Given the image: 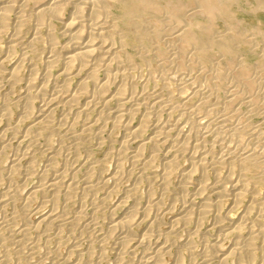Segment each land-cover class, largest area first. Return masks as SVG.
<instances>
[{
  "label": "bare ground",
  "instance_id": "1",
  "mask_svg": "<svg viewBox=\"0 0 264 264\" xmlns=\"http://www.w3.org/2000/svg\"><path fill=\"white\" fill-rule=\"evenodd\" d=\"M238 12H244L246 15L248 14L254 17L264 16V0H0V36L3 33L11 32L8 48L9 51H12V49L15 50L16 45L25 42L29 48H35L38 44L45 43L43 42L44 38L42 37V34L45 32L49 42V57H46L47 61L45 63L44 81L41 86L37 84L40 77L37 75L38 70L36 71L37 65L35 64V70L32 69L33 67L31 68V77L26 85L27 92L24 96L22 115L17 119V124L12 127L10 126L11 128L8 127V129L10 128L9 133H11L14 138H19L20 145H23L29 136H32L33 139L39 135L40 133L38 130L40 128L45 129L49 127L52 120L51 117L54 114L53 112L57 108L61 107L63 109H68L76 104L79 99L84 98L86 102L85 108L83 107L84 113L88 114L94 111L98 105L100 106L97 108L98 119H96V122L92 123L91 121L88 122L86 120L87 122L82 130L91 132L90 130L92 129H99L95 128L98 122L102 121V123L105 124L108 123L107 121L113 120L114 126H122L128 132L127 139L124 141L123 148L121 149L127 150L129 145L133 143L136 144L137 149L131 152L130 155L132 161L140 159L142 153H144L143 151H145L144 147L150 146L153 148H151L153 150V153L151 152L152 156L144 161L149 166L152 159H155L151 157H155L156 152L159 151H155L159 143L168 144L172 148L171 152H176L174 158L169 157L168 154L164 158L166 169L162 177L163 186H166L168 181L171 180H169V176H171L170 169L176 165V160L179 158V154L181 155L182 153L188 152L189 160L192 163L191 169L188 171H185V169V172H180V177L183 178V184L181 185L182 190L188 186V183L193 182L196 172L200 171L202 172V177L205 176V170L208 169V164H212L214 167L211 166L215 169V166L217 165H224V169L225 167H228L229 171L223 176V178L217 175V181L213 186H209L210 184L207 185L205 180H201L196 190H194V194H192V200L186 195L180 197L184 204L182 209L183 212L177 216L174 220V224L187 223L191 220L193 214H197V226L200 227L199 222L210 213H214L215 222L213 224L216 228L221 230V233L218 235L214 243H209V246H207L205 261H211L210 258L213 256L214 259H218V264L229 263L232 259L238 264H264V194L259 192L257 186L250 185L251 182L248 180V176L245 172V170H249L251 167L261 166L258 162L252 161L254 154L249 152H237L236 149L233 150L232 148H229L230 151H228L226 155L222 154L223 157L220 158L219 156V159L214 162L212 161L215 159L212 158L213 160L211 159L212 161L209 163L210 161L208 162L206 158L208 153L206 154L203 152L204 150H199V148L203 146V144L201 146V143L199 142L201 137L199 140H193L191 134L192 130L190 131V128H187L188 124L187 122L185 124L182 118L179 120H172V124H169L168 120L167 122H162L160 121L161 118H159V121L157 120L155 123L150 124L149 115L159 114L158 112L161 111V108L163 110L167 104L164 105L163 103V108L161 107V103L156 97H154L155 95L151 97L145 93L139 94V91L137 93L136 88L138 82L134 80L131 72L140 69V64L139 62H134L135 64H138V67L135 68L133 63L134 58L128 53L127 49L128 44H136V46H138L137 48H139L137 52L139 53L138 56L141 60L146 61L151 67L155 66L152 63L154 55L157 56L158 54L161 56L169 53L171 55L168 56L171 58L172 64L173 62L177 63L176 65L178 66L176 67L178 68H189L195 66L197 63L198 65L201 64L205 67L204 65L209 64L211 61V49L228 53L226 49L233 50L237 43L248 42L243 29H241V21L236 19ZM26 16H28L30 21H34V24L31 22L34 25V29L30 39L27 40L28 42L24 41L25 33H27L25 27L28 26L26 25L28 22ZM217 18L223 19L230 24L231 34L227 33L228 36H226L220 35V33L219 36H217V33L215 32L217 28ZM56 22L62 24L59 36L66 40L61 48L60 46L57 47L58 41L55 40V34L53 31ZM257 31L260 32L258 29ZM254 36L256 35L254 34ZM252 38L254 39L253 36ZM168 47L170 51H168ZM193 47L198 48V52H195L192 59H189L191 62L187 63L183 59L184 53L188 48ZM33 51L34 50H32V52ZM236 54L238 55V53ZM27 55L28 54H26V56ZM234 55L235 52H232L229 57L234 58ZM26 56L25 58L23 56L12 72H10L11 74L9 73L10 84L14 85L19 79V72L24 65L23 63L27 61L33 63V59H28V56L27 58ZM239 56H237V58ZM6 57L11 58L12 56L10 57V54H8ZM161 61L163 63L164 60L161 59ZM230 65L231 64L228 65V68H221L218 72L215 71L216 73L212 79V90H210V93H207V96L203 98L204 101L199 105L198 110H200L199 108L205 104V101H207L206 98H209L212 95L218 98V103L224 99V103L227 102L225 105L228 106L232 104L235 105L237 101L243 97L245 100H243L244 104L251 105V112L261 109L259 106H261L263 102L258 104V98L261 97H259L260 94L256 89L257 86H260L258 84H262L260 83L261 81L264 82V69H261V72L258 74L256 73L257 75L254 76V74L251 75V73L255 72L254 69L252 72L253 67L241 62L237 64L235 68H232V78L229 77V79L224 71L229 68L231 69ZM55 66L60 67L58 73L53 75L52 68ZM168 67L170 66L168 65ZM260 73L261 75H259ZM226 79H228L229 82ZM261 91L263 92L264 89ZM229 93L231 94L229 95ZM200 94H202V90L198 91V95ZM37 99L41 104L38 109L35 110L33 107L34 102ZM112 103H116L117 106L115 108H110ZM143 105H146L145 108L147 109V112L145 111V114L143 113V118L140 120L141 122L135 124L133 122L134 115ZM227 108L228 107L225 106L223 111H228ZM238 110L239 109L235 112ZM212 111H214V109L210 110L211 113ZM161 112L163 113V111ZM218 112L221 111L218 110ZM224 115H226V113ZM10 116L11 115H9L8 112L3 110V113L0 115V123L3 119L10 122ZM66 119L64 122H67ZM29 120L31 121V125H28L29 127L25 131V136H19L20 134L18 135L17 133V129H19L18 127ZM71 124L72 123H70V125ZM73 126H75V124ZM73 126L71 127V130ZM152 126L155 133L152 136L145 137L147 135V130L149 131ZM171 127L176 128L179 131L175 137L172 136L173 134L171 135ZM58 131L60 132V130ZM45 132L47 131L45 130ZM35 133L39 134L36 135ZM78 135L80 134L78 133ZM78 135L76 137L77 141L84 137H81V135L78 137ZM5 138L6 137L2 133L0 135V141L4 142ZM32 142L33 141H31V145L25 150L26 152H22L23 154L16 157L14 165L15 171H18V166L23 157L27 154L29 155L33 153L30 151ZM50 149L48 143L45 149V156H48L50 159L49 161H52L49 166L54 168L56 175L55 177L48 178L44 172L41 176L42 183L40 186L35 187V189L30 192L27 191L28 193H26V196L24 195L27 204L34 202L35 197L41 195L46 204L53 205L58 198V188L67 184L68 190L66 193H70V190L73 188L74 182L66 181V173L57 170L53 165V160H55L58 152H54ZM205 150L207 151V149ZM142 160L143 159H141V161ZM90 166H92V164ZM235 166H240L239 173L236 176L231 173L234 171L233 167ZM29 167L28 173H32V170H36L33 165H30ZM120 171L118 169V171L108 177L100 176L96 185H92V181H90L91 179L87 178L89 181L87 182L86 188L89 191L95 190L98 187H104L106 195L103 202L106 203L111 195L114 194L115 185L121 181L120 178L123 172ZM196 181L198 182V180ZM93 183L95 184V182ZM112 185L113 188H111ZM167 189L165 188V191ZM208 190H210V193L216 197L215 199L212 200L211 197L207 195L206 192H208ZM135 191L136 188H130L126 192L125 197L120 198L114 205L111 210L114 216L112 214L109 229L110 233L107 234V236L104 235L101 240L105 241L110 237L115 239L118 248L117 250H119L118 259L120 260H122V257L125 254H131L133 248H143L145 250L142 257L143 259L138 264H164V262H162L164 261V254H166L169 249H171L172 245L175 244L173 243L175 240L172 242L173 244L171 243L172 240L169 241L173 230H171V232L168 231L165 235L155 233V229H157L156 227L159 226L158 221L160 215L165 212V210H161L162 198L161 200L156 199L153 197L154 195L149 193L144 208H140L141 206L136 207V205L131 206V197H134V199L139 197L138 195V197H135L137 194H135ZM183 193L184 192H182V194ZM13 195L15 194L13 193ZM228 196L231 197V205L226 210V208H223V203L224 198ZM198 199H201V201L197 204L196 201ZM247 199H249V203L246 202L248 203L246 210H243L236 220L230 219L229 214L235 209H238L237 207L240 203ZM51 209L53 210V208ZM122 210L124 213L120 214V211ZM59 216L57 217V220ZM55 218L56 214L51 211L50 214L43 217L36 225L37 227H47L55 220ZM224 219L229 221L228 225L223 223ZM143 226H148L146 232L138 238L134 237L133 230L136 227L141 228ZM22 230L23 233L26 234L27 229L24 228ZM228 237L235 238V242L230 249L222 252L221 244ZM151 239L154 240L153 244L150 242ZM22 241H24V239ZM187 247L189 248L190 246L187 244ZM92 251L93 250H91V252ZM210 252L212 254H210ZM176 261L177 262L174 264H180V261L182 262L183 260H180L178 257ZM116 264H118V261Z\"/></svg>",
  "mask_w": 264,
  "mask_h": 264
},
{
  "label": "rangeland",
  "instance_id": "2",
  "mask_svg": "<svg viewBox=\"0 0 264 264\" xmlns=\"http://www.w3.org/2000/svg\"><path fill=\"white\" fill-rule=\"evenodd\" d=\"M26 17L28 19V24L26 23V25L28 26L25 27V31L27 33H25L24 41L30 39L34 29V21H30L28 16ZM236 19L241 21V29H243L248 42L237 43L233 50L226 49L228 53H224L225 51L221 52L211 49V61L209 64L204 65L205 67L201 64L198 65L197 63L195 66L189 68H178L176 67L178 66L176 65L177 63L173 62L172 64L171 58L169 57L171 55L170 53L161 56L158 54L157 56L154 55L152 63L155 66L151 67L146 61L141 60L138 56V46L134 43L128 44V53L134 58L133 63L139 62L140 64V69L133 70L131 75L134 80L138 82V86L136 88L137 93L139 91V94L145 93L151 97L155 95L154 97H156V99L161 103V107L164 108L165 104L168 105V107L166 105L163 110L161 108L163 113L160 111L158 112L159 114L149 115L150 124L155 123L159 118H161V120H159L162 122H167L168 120L169 124H172V120L174 119L179 120L182 118L185 124L187 122V128L189 127V130H192V139L199 140L201 137L199 142L201 143V146L202 144L203 146L199 148V150H204L203 152L206 154L208 153L205 155L207 161H210L209 163H211L213 159L215 160L212 162L217 161L219 156L220 158L223 157L222 154L226 155L228 151H230L229 148H232L233 150L236 149L237 152H249L254 154L252 161L258 162L261 166H258L259 168L256 166L251 167L249 170H245V172L248 176V180L251 182L250 185L257 186L259 192L264 194V178H262L264 177V94H262L264 91H261L264 89V82L261 81L260 83L262 84H258L260 86H257L256 89L260 94L259 97H261L258 98V104L263 102L262 105L259 106L261 109H257V111L251 112V105L244 104L243 97H241L235 105L232 104L228 106L225 105L227 102L224 103V99L218 103V98L213 95L206 98L207 101H205V104L199 108L200 110H198L199 105L204 101L203 98H205V96H207L206 94H209L210 90H212V79L214 78L215 73L221 68H228V65L231 64V69L229 68L224 71L228 78H232V68H235L236 65L241 62L253 67L252 72L254 70L255 72L251 73V75L254 74V76L261 72V69H264V16L254 17L248 14L246 15L244 12H238ZM216 20L217 28L215 32L217 33V36H219L220 33V35L226 36H228L227 33H232L230 30L231 26L228 22L218 18ZM56 23L53 31L55 34V40L58 41L57 47L60 46L61 48L66 40L59 36L62 24L59 22L57 24ZM256 28L260 30V32H258ZM254 34L256 36H254ZM42 35L44 38L43 42H45L41 43L43 46L38 44L35 48H29L25 42L23 44L16 45L15 50L12 49V51L8 50L11 32L9 31L8 33H3L0 36V115L4 110L12 116H10V122L3 119L0 123V135L3 133L6 137L4 142L0 141V264H71V262L72 264H116L117 261L118 264H138L143 259L142 257L145 252L143 248H133V251L131 250V254H125L123 256L124 258L122 257V260H120L118 259L119 250H117L118 248L116 246L115 239L110 237L105 241L101 240L104 235L107 236V234L110 233L109 229L113 214L111 210L114 205L120 198L125 197L126 192L133 187L136 188L135 194H137L135 197H139L137 199L131 197V206L136 205V207L141 206L140 208H144L148 200L149 193L154 195L153 197L156 199L161 200L162 198L161 210H165V212H162L163 214L160 215L159 221L162 218L163 219L160 222L158 221L159 226H157L159 228L156 227L157 229H155V233L165 235L168 231L171 232V230H173L169 241L172 240V243L175 240L173 242L175 244L172 243L174 246L172 245L171 249L164 254V261H162L164 264H174L177 262L176 260L178 257L180 260H183L182 262L180 261V264H218V259H214L213 256L210 258L211 261H205L207 246H209V243H214L218 235L221 233V230L216 228L213 224L215 222L214 213H210L202 219L199 222L200 227L197 226V214H193L191 216V220L187 222L188 224L177 223L176 225L174 224V220L180 213L183 212L182 209L184 204L180 197L186 195L192 200V194H194V190H196L201 180H205L207 185L210 184L209 186H213L217 181V175L223 178V176H225V174L229 171L228 167H225L224 169V165H217L215 166V169L212 164H208V169H206L207 172L205 170L206 175L202 177V172H196L193 182L188 183V186L182 190L181 185L183 184V178H181L180 175L182 171H188L192 167V163L188 157V152L182 153L181 155L179 154V158L176 160L178 164L176 163V165L170 169L171 176H169V180H171L168 181L166 186H163L162 177L166 169L164 158L167 154L169 157L174 158L176 156V152H171L172 148L168 144L159 143L156 150L154 149L155 151H159L156 152L155 157H151L155 159H152L149 166L144 161L148 160L149 157L152 156L153 148L150 146L144 147L145 151H143L144 153H142L140 159L132 161L130 155L131 152L137 149L136 144L133 143L129 145L127 150L121 149L123 148L124 141L127 139L128 132L122 126H114L113 120L107 121L108 123L105 124L102 123V121L98 122L95 128L99 129H92L90 130L91 132L82 130L87 121H91L92 123L96 122V119H98L97 108L100 106L98 105L94 111L88 114L84 113L83 109L85 108L86 103L84 98L79 99L76 103L77 105L74 104L68 109H63L61 107H59L60 109L57 108L53 112L54 114L52 113L53 118L51 117V126L49 125L48 127L50 130L48 128H40L38 130L40 134L35 133L36 135H39L33 139L32 136H29L23 145H20L21 143L19 138L16 139L11 135V133H9L10 128L17 124V119L22 115L24 96L27 92L26 85L31 77V70H35L36 65V71L38 70L37 75L40 77L37 84L41 86L44 81V71L46 68L45 63L49 57V42L46 37V32ZM32 50L34 51L32 52ZM168 51H170L169 47ZM186 52L184 53L183 59L189 63L191 62L189 59H192L194 53L198 52V48H188ZM232 52H235L234 58L229 57ZM236 53H238V55ZM8 54L12 57L7 58L6 56ZM26 54H28V59H33V63L30 61L23 63L24 65L22 64L23 66L19 72V79L14 85L10 84V72H12L23 56L25 58ZM237 56L239 57L237 58ZM159 58L164 60L163 63ZM134 65L135 68L138 67V64L134 63ZM168 65L170 67H168ZM59 67L60 66H55L52 68L53 75L58 73ZM259 75H261V73ZM226 80L229 82L228 79ZM199 90H202V94L200 95H198ZM231 93H229V95ZM40 104L41 103H39L38 99L35 100L33 108L37 110ZM116 106V103H112L110 108H115ZM225 106L228 107V111L226 112L223 111ZM145 107L146 105H143L134 115L133 122L135 124L140 123V120L143 118V113L145 114V111L147 112ZM210 108L214 109L212 113L210 112ZM237 109L239 110L235 112ZM218 110L221 112H218ZM225 113L226 115H224ZM64 118L68 119H66L67 122H64ZM70 123H72V126L75 124L72 130ZM28 125H31L30 120L18 127L19 129H17V133L18 135L20 134L19 136H25V131L29 127ZM8 127L10 128L8 129ZM171 128V135L173 134L172 136L175 137L179 131L176 128ZM45 130L47 132H45ZM58 130H60V132ZM78 133L81 137H84L77 141L76 137ZM154 133L155 132L152 126L149 131L147 130V135L145 137L152 136ZM80 135H78V137H80ZM31 141H35L37 143L32 142L30 151L31 153L33 152V155L27 154L24 156L20 161L18 171H15L14 165L16 157L23 154L22 152H26L25 150L31 145ZM48 143L51 148L50 150L58 152L55 158L57 162L53 160V165L57 170L66 173V181L74 182L76 184L73 183V190L71 189L72 191L70 190V193L68 192L69 195L66 193L68 190L67 184L58 188V198L53 205L46 204L41 195L35 197L34 202L27 204L25 198L26 193L34 190L35 187L40 186L42 183V174L45 172L48 178L55 177L56 175L54 168L49 166L52 161H49V157L45 156V149ZM205 149H207V151ZM141 159L143 160L141 161ZM90 163L92 166H90ZM30 165H33L34 169H36L32 170V173H28ZM233 168L234 171L231 173L236 176L239 173L240 166H235ZM118 169L119 171L122 169L120 172H123L121 175L124 176L123 178L121 176V181H119L120 183L115 185L114 194L111 195L106 203L103 202L106 195L104 187H98L95 190L89 191L86 188L87 182L89 181L88 179H91L90 181H92V185H96L100 176H111L113 173L118 171ZM196 180H198V182ZM93 182H95V184ZM111 188H113V185ZM165 188L168 189L165 191ZM18 191L22 192L19 193ZM182 192L184 193L182 194ZM208 192L206 193L212 200L216 198L212 193H210V190H208ZM13 193L17 195L15 196ZM230 198L231 197L229 196L224 198L223 208H226V210L231 205ZM199 201H201V199H198L196 203L198 204ZM246 202L249 203V199L240 203L237 207L238 209L232 211L230 213L231 215L229 214V218L236 220L240 213H242L243 210H246V206L248 204ZM51 208H53V210ZM51 211L56 214L55 220L47 227H37L36 224H38L43 217L50 214ZM123 213V210L120 211V214ZM57 215H60L58 220ZM228 222L229 221L227 219H224L223 221L226 225H228ZM24 228L29 232L26 231V234L23 233L22 229ZM147 228L148 226H143L141 228L136 227L134 229L135 232L133 230L134 237L138 238L142 236L144 232H146ZM23 239L24 241H22ZM150 242L153 244L154 240L151 239ZM234 242L235 238H226L221 244L222 252L230 249ZM187 244L190 246L189 248L187 247ZM91 250L93 251L91 252ZM210 254L212 253L210 252ZM228 264L238 263L232 259Z\"/></svg>",
  "mask_w": 264,
  "mask_h": 264
}]
</instances>
